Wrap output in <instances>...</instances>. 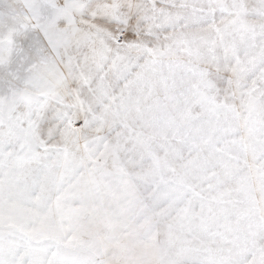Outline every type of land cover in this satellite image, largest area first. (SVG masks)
<instances>
[{"label": "snow or ice", "instance_id": "obj_1", "mask_svg": "<svg viewBox=\"0 0 264 264\" xmlns=\"http://www.w3.org/2000/svg\"><path fill=\"white\" fill-rule=\"evenodd\" d=\"M0 264H264V0H0Z\"/></svg>", "mask_w": 264, "mask_h": 264}]
</instances>
